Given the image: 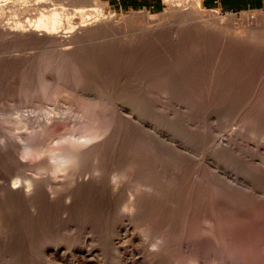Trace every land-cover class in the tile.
Instances as JSON below:
<instances>
[{
	"label": "rangeland",
	"instance_id": "374dc122",
	"mask_svg": "<svg viewBox=\"0 0 264 264\" xmlns=\"http://www.w3.org/2000/svg\"><path fill=\"white\" fill-rule=\"evenodd\" d=\"M101 1L121 24L78 46L39 45L0 30V133L14 144L0 156V174L20 189L33 179L38 190L27 197L0 188V264H264V10L191 6L173 16L171 0L158 10ZM32 144L42 155H20ZM94 144L103 161L89 157L77 168L75 180L85 183H76L74 202L66 201L67 184L52 199L48 183L65 180L50 170L56 152ZM144 182L154 185L152 196ZM130 191L142 199L138 212L122 207ZM124 228L117 255L112 238ZM85 235L92 241L83 244ZM85 244L96 251L90 261L79 258ZM45 245H61V253L42 255Z\"/></svg>",
	"mask_w": 264,
	"mask_h": 264
},
{
	"label": "bare ground",
	"instance_id": "6f19581e",
	"mask_svg": "<svg viewBox=\"0 0 264 264\" xmlns=\"http://www.w3.org/2000/svg\"><path fill=\"white\" fill-rule=\"evenodd\" d=\"M66 5H69V6H71V8H69V6H67L68 8H66ZM191 6H193V7H195V8H192L193 9V11L192 12H194V9H196L197 11H199V9H201L199 6H200V2H199V0H171V8H170V13L171 14H173V16H177V15H181V13H183L184 14V12H185V10L186 11H188L189 10V8L191 7ZM196 12V11H195ZM147 13V15H150L151 17H152V15L149 13V12H146ZM188 13V12H187ZM26 16H28L29 18H26ZM31 16V17H30ZM187 16V15H186ZM34 17H36V20L32 23V21H31V18H34ZM119 17V16H118ZM181 17V16H180ZM152 18H154V17H152ZM121 19V18H120ZM120 19L119 18H117L116 16H115V13L113 14V12H111V13H106V10H105V4H103L102 3V1L101 0H0V30H2V31H4V33L5 34H7L8 36H12V37H14V38H16V39H24V41H25V39H28V40H34V41H36V42H34V41H32V42H34L35 44L39 41V42H41V43H44V44H46V45H49V46H52V45H54L55 43L57 44V42H61L60 44L61 45H63V47L65 46V45H67V44H70V43H72V42H75L74 44H76L77 43V46L79 45V44H81V43H83V42H87L88 40H91V38L95 35V34H97V33H99V32H102V31H104V30H107V29H109L110 27H112V26H115V25H117V24H121V22H120ZM33 20V19H32ZM122 20V19H121ZM64 21H66L67 23H68V26L69 27H67V28H70L72 31H67L68 29H64L63 27H65L64 26ZM79 22V23H78ZM120 22V23H119ZM66 23V24H67ZM74 23H78V26L76 25H74ZM118 25V26H119ZM65 31H64V30ZM1 33V32H0ZM3 33V32H2ZM1 33V34H2ZM5 34H4V36H5ZM3 36V37H4ZM12 37H10V39H12ZM6 38V37H5ZM8 38V37H7ZM15 39V40H16ZM19 41V40H18ZM21 41V40H20ZM27 42V41H26ZM29 42V41H28ZM38 42V43H39ZM41 43H39V45H41ZM44 44H42V45H44ZM56 44L54 45V46H56ZM59 44V43H58ZM57 44V45H58ZM73 44V45H74ZM45 46V45H44ZM68 46V45H67ZM43 47V46H42ZM48 47V46H47ZM51 48V47H50ZM58 48V47H57ZM60 48V47H59ZM58 48V49H59ZM65 48V47H64ZM68 48H70V47H66V50L68 49ZM76 48V47H75ZM79 48V47H78ZM56 49V47L54 48V50ZM71 49V48H70ZM57 50V49H56ZM64 50V49H63ZM65 50V51H66ZM75 50V49H74ZM52 51V50H51ZM67 52V51H66ZM76 52H74V54H75ZM63 55V54H62ZM65 55V54H64ZM69 55V54H68ZM86 105H84V107H85ZM83 107V108H84ZM87 108H89V106H87ZM95 108H96V106H95ZM85 109H86V107H85ZM84 110V109H83ZM89 110H91V109H89ZM85 111V110H84ZM92 111H93V109H92ZM95 113H96V111H94ZM102 112V111H101ZM91 114H92V112H91ZM104 114V113H103ZM106 114V113H105ZM80 115H82V114H80ZM94 115V114H93ZM92 115V116H93ZM111 115V114H110ZM83 116V115H82ZM81 116V117H82ZM107 116H109V115H107ZM90 117V116H89ZM102 117V116H101ZM113 117V116H112ZM49 118V117H48ZM94 118V117H93ZM98 118V117H97ZM52 119V118H51ZM55 119V118H54ZM108 119H109V117H108ZM111 119V118H110ZM109 119V120H110ZM115 119V118H114ZM86 120V119H85ZM95 120H96V118H95ZM95 120H94V122H95ZM108 120V121H109ZM113 120V119H112ZM101 121V120H100ZM99 121V122H100ZM50 122V121H49ZM92 122V121H91ZM56 123V122H55ZM93 123V122H92ZM110 123H112L111 121H110ZM142 123V125L143 126H146V127H150V126H148V123H146V122H141ZM87 124V123H86ZM90 125V124H89ZM94 125V124H93ZM92 125V126H93ZM101 125H102V123H101ZM111 125H113V124H111ZM48 126V125H47ZM92 126L90 125L89 127H91L92 128ZM104 126V125H103ZM108 125H106V127H107ZM46 127V126H45ZM50 127H52L51 125H50ZM84 127H86V126H84ZM94 127V126H93ZM97 127V126H96ZM100 127V126H99ZM111 127V126H110ZM114 127V126H113ZM150 128H152V129H154L155 130V133L158 135H161L162 137H160L162 140H165L166 141V139L168 138L167 136H166V134H162V132H160V131H158L156 128H154V127H150ZM47 129V128H46ZM51 129H54V128H51ZM86 129H88V128H83V130H85L86 131ZM97 129V128H96ZM100 129V128H99ZM105 129V128H104ZM109 128L107 127V130H108ZM113 129V128H112ZM94 130V129H93ZM91 131V130H90ZM96 131H98V130H96ZM100 131H103V130H100ZM116 131V130H115ZM55 132V131H54ZM94 132V131H93ZM99 132V131H98ZM98 132L96 133H94V134H88V136L86 137L87 138V140H95L96 139V137H99L98 135ZM109 132V131H108ZM108 132H105V133H108ZM51 133V132H50ZM105 133H102V134H105ZM6 134V133H5ZM84 134V133H83ZM101 134V135H102ZM10 135V134H9ZM8 135V136H9ZM53 135H55V134H53ZM80 135V134H79ZM85 135V134H84ZM84 135H82L83 137H84ZM1 133H0V138H1ZM8 136H7V134H6V136L5 135H3L2 136V138L4 137H6L5 139L7 140H5L6 142H5V144L3 145H1L0 144V156L1 157H3L4 155H10V153H12V151H13V141H12V139L11 138H8ZM74 136V135H73ZM77 136V135H76ZM10 137V136H9ZM155 137H157V136H155ZM164 137V138H163ZM4 138H3V140H4ZM66 138V137H65ZM80 138V137H79ZM101 138V137H100ZM102 138H103V136H102ZM107 138V137H106ZM113 138H114V136H113ZM11 139V140H10ZM81 139V138H80ZM157 139H158V137H157ZM74 140V139H73ZM98 140H100V139H98ZM111 140H113V139H111ZM159 140V139H158ZM76 141V140H75ZM104 141V140H103ZM102 141V142H103ZM106 141V140H105ZM104 141V142H105ZM81 142V141H80ZM86 142V141H85ZM94 141H92V143H93ZM100 142V141H99ZM101 142V144H104V143H102ZM15 143V142H14ZM62 143V142H61ZM73 143V142H72ZM77 143V142H76ZM75 143V144H76ZM83 143H84V140H83ZM91 143V144H92ZM67 144V143H66ZM81 144H82V142H81ZM101 144H99L98 145V147L101 145ZM108 144V143H107ZM70 145V144H69ZM77 145V144H76ZM78 145H79V143H78ZM83 145H85V143L83 144ZM97 145V144H96ZM95 144H94V146H92V145H90L92 148H89L88 146V148H86L85 146H84V148H78L77 149V147H76V149H73V148H64L63 150L61 149V151L59 152H56L55 154V158L54 159H56L57 161L53 164L52 163V168L50 169V167H48L51 171H53V173H54V176H56V174L57 173H59V172H64V174H65V180L64 181H61V180H63V179H59L58 181H57V179H55L54 180V182H52L51 184H50V182L48 183V188H49V186H50V197L53 199V197H54V195H56V193H57V190H56V187L57 186H59L61 189H62V193H63V191H64V188H65V186L64 187H61V185L63 184V185H70L71 186V188H68V189H70V191L68 190V191H66L67 192V194H66V196H67V200L66 201H68V203L70 204V203H73L74 202V197H75V190H76V187L77 186H79L78 184H83L84 185V179H81V180H78V178H76L77 180H75V171H78V170H80L81 171V169H83L84 168V165H85V160H88V159H86V158H91V157H95V158H91V159H96V158H98V157H101V155H102V151L100 150L99 151V149H101V147L99 148V149H97L96 148V150L93 148V147H97ZM106 145V144H105ZM48 146V145H47ZM75 146V145H74ZM64 147V146H63ZM106 147V146H105ZM50 148V147H49ZM75 148V147H74ZM103 148V147H102ZM17 150H18V148H16ZM24 149V148H23ZM55 149V148H54ZM92 149H94V151H92ZM21 150V149H20ZM103 151H104V149H102ZM56 151V150H55ZM14 152V151H13ZM16 152V151H15ZM22 152V151H21ZM20 151H19V153H20V155H22L24 158H29V157H38V156H40V155H42V153L44 152V148L43 147H41V146H38V145H34V144H32V145H30V146H28L25 150H23V152L21 153ZM52 152V151H51ZM54 152V151H53ZM17 153V152H16ZM46 153V152H45ZM48 153V152H47ZM104 153V152H103ZM105 154V153H104ZM50 156V155H49ZM104 156V155H103ZM5 157V156H4ZM22 157V158H23ZM48 157V156H47ZM99 159V158H98ZM102 159H103V157H102ZM12 160H13V157H12ZM51 160V159H50ZM100 160V159H99ZM98 160V161H99ZM9 161V160H8ZM16 161H18V160H16ZM22 161V160H21ZM20 161V162H21ZM92 161V160H91ZM96 161V160H95ZM94 161V162H95ZM98 161H96L97 163H98ZM103 161V160H102ZM102 161H99V163H101ZM10 162V161H9ZM14 162V161H13ZM19 162V161H18ZM17 162V163H18ZM88 162V161H87ZM26 163V162H25ZM28 163V162H27ZM39 163V162H38ZM42 163V162H41ZM83 163V164H82ZM19 164H22V162L21 163H19ZM24 164V163H23ZM31 164H32V162H31ZM43 164V163H42ZM81 164H82V166H83V168H81L82 166H81ZM26 165H29V164H26ZM98 165V164H97ZM103 165V164H102ZM101 164H100V166L101 167H105L106 165H104V166H102ZM133 165V164H132ZM20 166V165H19ZM21 166H23V165H21ZM31 166V165H30ZM44 166L45 165H43V169H45L44 168ZM81 166V167H80ZM139 166V165H138ZM24 167H26L25 165H24ZM33 167V166H32ZM38 167V166H37ZM81 168V169H78L77 170V168ZM136 167H137V165H136ZM39 168H41V166L40 167H38V169ZM41 168V169H42ZM99 168L100 167H98V166H96V170H94V172L93 173H95V171H97V174L96 175H98L99 173H103V172H101L102 170H104L103 168H102V170L100 171L99 170ZM37 169V170H38ZM42 169V170H43ZM129 169V168H128ZM134 169V168H133ZM84 170V169H83ZM83 170H82V172H83ZM120 170V169H119ZM124 170V169H123ZM135 170H138V169H135ZM44 171V170H43ZM85 171H87V170H85ZM98 171H100V172H98ZM111 171V170H110ZM39 172H40V169H39ZM47 172V171H46ZM82 172H81V176H79L80 175V173H79V175L77 176L76 175V177H79V179L82 177ZM112 172V171H111ZM130 172H131V170H130ZM137 172V171H136ZM117 173V172H116ZM9 173H7L6 175L8 176V177H10L9 175H8ZM87 174V173H86ZM90 174V173H89ZM112 174V173H111ZM120 174V173H119ZM128 174V173H127ZM132 174H137V173H132ZM5 175V173H3V174H0V179L3 181V183L2 182H0V188L3 186L4 187V189H6V191L9 193V194H23L24 196H27L28 197V195H31L30 193H32V192H34V191H32V190H34L35 189V191L37 192L38 190H36V188H34V186H36V183L37 182H35V181H33V179H32V181H31V179L29 180V182H28V180H27V184H26V182H25V186L23 185V187L24 188H22V189H20V188H17V181H18V179L17 180H14L13 178V181L11 180V177L10 178H8L7 176ZM36 175V174H35ZM83 175H84V173H83ZM88 175V174H87ZM86 175V176H87ZM100 175V174H99ZM113 175V174H112ZM125 175H126V173H125ZM130 175H131V173H130ZM85 176V175H84ZM91 176V175H90ZM93 176H95L94 174H92V177ZM101 176V175H100ZM115 176V175H114ZM36 177V176H35ZM52 177V176H51ZM61 178L63 177V176H60ZM88 177H89V175H88ZM98 177V176H97ZM97 177H94V179L95 178H97ZM103 177V176H102ZM101 177V178H102ZM111 177V176H110ZM49 178V177H48ZM54 178V177H53ZM52 178V179H53ZM116 178V177H115ZM115 178H113V179H115ZM37 180H38V178H36ZM51 179V180H52ZM88 178L86 177V180H87ZM89 179H91V177H89ZM110 179V178H109ZM120 179V178H119ZM0 180V181H1ZM35 180V179H34ZM47 180H49V179H47ZM46 180V181H47ZM121 180V179H120ZM39 182L41 181L40 179L38 180ZM53 181V180H52ZM77 181V182H76ZM91 181L92 180H90L89 182L91 183ZM100 181V180H99ZM106 181V180H105ZM122 181V180H121ZM131 181V180H130ZM137 181V180H136ZM141 181V180H140ZM45 182V181H44ZM48 182V181H47ZM87 182H88V180H87ZM86 182V183H87ZM96 182V181H95ZM112 182V181H111ZM117 181L115 180V183H114V181H113V184L114 185H112V186H116L117 184L119 185V187H120V189H121V186H120V182L118 183H116ZM171 182V181H170ZM21 183V182H20ZM76 183H78V184H76ZM90 183H88V184H90ZM97 183V182H96ZM96 183H95V186H96ZM108 183V182H107ZM152 183H153V181H152ZM152 183H149V182H144V183H142V186H143V188H145V190L146 191H149V193H146V194H148V195H151V194H154V192H152V191H154V185L152 184ZM155 183V182H154ZM40 185H41V182L39 183ZM76 184V185H75ZM116 184V185H115ZM169 184V183H168ZM14 185H15V187H14ZM20 185V184H19ZM22 185V184H21ZM40 185L38 186V187H40ZM75 185V186H74ZM86 185V184H85ZM91 185H92V183H91ZM117 185V186H118ZM140 185H141V183H140ZM42 186V185H41ZM46 186V185H45ZM87 186V185H86ZM89 186V185H88ZM97 186H98V183H97ZM104 186V185H103ZM116 186V187H117ZM155 186H157L156 185V183H155ZM170 186V185H169ZM90 187H93V186H90ZM111 187V186H110ZM113 187V188H114ZM115 187V188H116ZM134 187V186H133ZM34 188V189H33ZM60 188H58V189H60ZM84 186H83V190H84ZM87 188V187H86ZM98 188V187H97ZM107 188H109V187H107ZM114 188V189H115ZM118 188V187H117ZM40 189V188H39ZM45 189V188H44ZM77 189H78V187H77ZM80 189V188H79ZM90 188L88 187V190H89ZM112 189V188H111ZM169 189V188H168ZM42 190V192H43V189H41ZM81 191V192H84V191ZM86 190V189H85ZM91 190H93V189H91ZM117 190V189H116ZM115 190V191H116ZM144 190V189H143ZM144 190V191H145ZM2 191L3 192H5V190H3L2 189ZM1 191V192H2ZM32 191V192H31ZM58 191H60V190H58ZM80 190H78V192H79ZM87 191V190H86ZM94 191H96V193H97V190L95 189ZM109 191V190H108ZM112 191H113V189H112ZM115 191H113V193L115 192ZM133 191H134V189H133ZM139 191V190H138ZM157 191V190H156ZM155 191V193H157ZM46 192V191H45ZM77 192V193H78ZM90 192V191H89ZM93 192V191H92ZM92 192H90V194L92 193ZM106 192V191H105ZM116 192H118V190L116 191ZM115 192V193H116ZM131 192V191H130ZM135 192V191H134ZM152 192V193H151ZM52 193H53V197H52ZM55 193V194H54ZM60 193V192H59ZM94 193V192H93ZM5 194V193H4ZM11 194V195H12ZM20 194V195H21ZM79 194V193H78ZM87 193H85V195H86ZM106 194V193H105ZM104 194V195H105ZM108 194V193H107ZM110 194V193H109ZM133 194L134 193H132L131 192V201L128 203L127 202V204L126 203H124V205L122 206L123 207V209L125 210H134L133 212H138V204H140V202H142L140 199H138L137 200V198L135 199L134 198V196H133ZM146 194H144L145 196H146ZM23 195H22V197H23ZM32 195H33V193H32ZM97 195V194H96ZM134 195H137V193L136 194H134ZM140 194H138V196H139ZM43 196H45V195H43ZM57 196V195H56ZM79 196H81V194L79 195ZM91 196V195H90ZM90 196H89V198H90ZM98 196V195H97ZM114 196V195H113ZM152 196V195H151ZM150 196V197H151ZM82 197H84L83 195H82ZM82 197H80V198H82ZM92 197V196H91ZM96 197V196H95ZM94 197V198H95ZM107 197V196H106ZM141 197L143 198V196L141 195ZM24 198V197H23ZM30 198V197H29ZM50 198V199H51ZM87 198V197H86ZM93 198V197H92ZM99 198V197H98ZM100 198H101V196H100ZM145 198V197H144ZM143 198V199H144ZM28 199V198H27ZM43 199V198H42ZM85 199V198H84ZM29 200V199H28ZM31 200H33L34 201V198L33 199H31ZM30 200V201H31ZM76 200V199H75ZM79 200V199H78ZM117 200H118V197H117ZM130 200V199H129ZM49 201V200H48ZM52 201V200H51ZM54 201V200H53ZM66 201H64V202H66ZM104 201V200H103ZM112 201V200H111ZM138 201H139V203H138ZM28 202V201H27ZM43 202V201H42ZM87 202V201H86ZM121 202V201H120ZM126 202V201H125ZM29 203V202H28ZM44 203H46V202H44ZM50 203V202H49ZM56 203V202H55ZM67 204V203H66ZM68 204V205H69ZM94 204V203H93ZM114 204V203H113ZM121 204V203H120ZM31 205H33L34 206V204L32 203ZM50 205V204H49ZM72 205V204H71ZM85 205V204H84ZM105 205H106V203H105ZM117 205V204H116ZM122 205V204H121ZM41 207V206H40ZM116 207V206H115ZM121 207V206H120ZM34 208V207H33ZM39 209V208H38ZM109 209V208H108ZM113 209V208H112ZM36 210V209H35ZM119 210H121V209H119ZM123 210V211H124ZM39 211V210H38ZM116 211V210H115ZM132 212V213H133ZM118 227H121V226H118ZM123 227V226H122ZM125 227V226H124ZM122 231H127L125 228L124 229H118V235L116 236V237H114V238H112V244H114V247H115V249H116V253H117V255L118 254H120L119 252H121V249H122V247L120 246V245H122L121 243L123 242V239H124V236H121V232ZM93 238V237H92ZM92 238H90L88 235H85L84 237H83V240H82V242H83V244L84 243H87V242H89L90 240L92 241ZM129 239L131 240V241H133L135 238H134V236H131V237H129ZM160 241V240H159ZM90 244V243H89ZM88 245V244H87ZM91 245V244H90ZM90 245H88V247L90 246ZM61 245H56V246H54V247H51V246H49V245H45L44 247H43V250L42 251H44L43 253L44 254H42V255H50L49 257H51V259L53 258V259H55L54 257H56V256H58L59 255V252H60V250L62 249L61 247H60ZM85 247H86V244L84 245ZM83 247V246H82ZM91 247V246H90ZM124 248V247H123ZM86 249H87V247H86ZM49 251H52V252H49ZM63 251V250H62ZM82 251V250H81ZM94 247H91V248H88L84 253H83V255H81V253H80V255H81V257H79V258H82V259H88V258H90L92 255H94ZM122 251H123V249H122ZM125 251V250H124ZM96 252V251H95ZM61 253V252H60ZM123 253V252H122ZM76 254H78V253H76ZM79 255V256H80ZM153 255V254H152ZM96 257V256H95ZM75 257H73V259H74ZM77 258L78 257H76V260H77ZM155 258V257H154ZM75 260V259H74ZM89 260V259H88ZM87 260V261H88ZM90 260H91V258H90ZM89 260V261H90ZM82 261V260H81ZM86 261V260H85ZM198 262V261H197ZM216 262V261H215ZM132 264V263H131ZM194 264H195V261H194Z\"/></svg>",
	"mask_w": 264,
	"mask_h": 264
},
{
	"label": "crops",
	"instance_id": "0c3cea01",
	"mask_svg": "<svg viewBox=\"0 0 264 264\" xmlns=\"http://www.w3.org/2000/svg\"><path fill=\"white\" fill-rule=\"evenodd\" d=\"M110 7L119 10L161 9L163 0H106ZM206 10L224 12L240 10H264V0H199Z\"/></svg>",
	"mask_w": 264,
	"mask_h": 264
},
{
	"label": "clouds",
	"instance_id": "9594fccd",
	"mask_svg": "<svg viewBox=\"0 0 264 264\" xmlns=\"http://www.w3.org/2000/svg\"><path fill=\"white\" fill-rule=\"evenodd\" d=\"M14 187H15V185H14ZM161 242H162V241L157 240L156 243H153V244L151 245V250H153V251L157 250V247H158V245H159Z\"/></svg>",
	"mask_w": 264,
	"mask_h": 264
},
{
	"label": "built area",
	"instance_id": "2783aa9c",
	"mask_svg": "<svg viewBox=\"0 0 264 264\" xmlns=\"http://www.w3.org/2000/svg\"><path fill=\"white\" fill-rule=\"evenodd\" d=\"M234 11H232V12H225L226 14H229V13H233Z\"/></svg>",
	"mask_w": 264,
	"mask_h": 264
}]
</instances>
